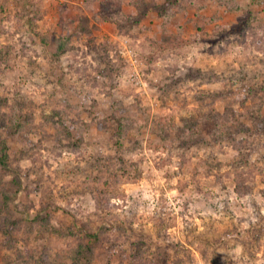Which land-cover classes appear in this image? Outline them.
Here are the masks:
<instances>
[{
	"label": "rangeland",
	"instance_id": "rangeland-1",
	"mask_svg": "<svg viewBox=\"0 0 264 264\" xmlns=\"http://www.w3.org/2000/svg\"><path fill=\"white\" fill-rule=\"evenodd\" d=\"M235 1L0 0V264H264V1Z\"/></svg>",
	"mask_w": 264,
	"mask_h": 264
},
{
	"label": "trees",
	"instance_id": "trees-1",
	"mask_svg": "<svg viewBox=\"0 0 264 264\" xmlns=\"http://www.w3.org/2000/svg\"><path fill=\"white\" fill-rule=\"evenodd\" d=\"M252 1H264V0H252ZM219 3H220V5H222L225 8H227V10H231V7L235 8L237 10L240 7L238 5L239 3L237 1H235V0L234 1L233 0H220ZM197 9H199V10L203 9V6L201 8L197 7ZM199 10H198V12H199ZM170 17H171V15L164 14V13L162 15H160L161 20H163L164 22L169 20ZM86 22H88V21L87 20L85 22L83 21V24L85 23V26L84 25H80L79 26V28H78V33L79 34L89 33L87 31L88 29H87V26H86ZM62 23H63V25H62L63 29L64 30L67 29V26L64 24V21ZM199 28H201V27L198 26L197 29H199ZM179 31H183V29L179 27ZM167 38H168L167 35H163V39H165L166 42H168V40H166ZM69 40H70V37L67 36V35H64V34H59V35L55 34L53 36L52 41L55 44V47H56L58 55L62 54L64 52V50L68 47V45L70 44ZM170 41H172V40H170ZM4 50H5V52L0 51V61L3 60L4 56L8 55L9 51H10V49H8V48H4ZM5 103H6L5 99L0 98V109L5 105ZM4 116H6V115H4ZM20 118H21V112H19L17 110L13 111L11 113V115H9V121L11 123V131H13V130L18 131V132L21 131V129L23 128L22 125L24 123L21 122ZM16 120H18L19 123H16L17 122ZM212 120H213V123H214V125L216 127V130H215L216 133L222 132V130H225L224 129L225 126L228 125V122H227V124H225L226 122H225L224 118L219 117L218 115L214 116L212 118ZM126 124H127V126H130V122H129V120L127 118L119 119V129H118V131H123ZM154 131H155V134L157 136H160V137H164L165 136V128H164L163 125H160V124L156 125ZM0 143L2 145V150L0 151V153H1L2 157H3V158H0V160L3 161V159L8 156V151H7L8 148H7L6 144H5V142H0ZM116 175H117L116 172H113V171L110 172V178L111 179H113ZM109 181H110V179L109 180L108 179L107 180H101L100 182L98 181V183L96 184V189L100 191L101 195L104 194V190L105 189L110 187V182ZM99 203H100V201H99ZM101 203H102V201H101ZM1 207L2 206L0 204V209H1ZM2 209L3 210H0V212L4 211V208H2ZM5 226L6 225L4 223V227ZM0 227H3V223L2 224L0 223ZM87 235L89 236V234H87ZM89 249H91V248L89 247ZM75 259L78 261V258H75Z\"/></svg>",
	"mask_w": 264,
	"mask_h": 264
}]
</instances>
